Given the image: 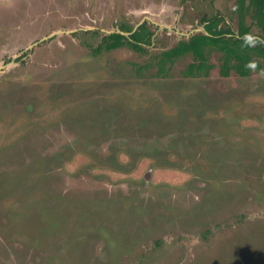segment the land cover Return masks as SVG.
<instances>
[{
    "label": "rangeland",
    "instance_id": "1",
    "mask_svg": "<svg viewBox=\"0 0 264 264\" xmlns=\"http://www.w3.org/2000/svg\"><path fill=\"white\" fill-rule=\"evenodd\" d=\"M236 1L0 0V264H264L263 59L161 69L215 15L237 35Z\"/></svg>",
    "mask_w": 264,
    "mask_h": 264
},
{
    "label": "trees",
    "instance_id": "2",
    "mask_svg": "<svg viewBox=\"0 0 264 264\" xmlns=\"http://www.w3.org/2000/svg\"><path fill=\"white\" fill-rule=\"evenodd\" d=\"M236 9L239 16L238 34H234L231 28L221 27V16L215 15L203 22L205 31L192 34L187 40H181L172 48L164 51L161 58V69L165 61L173 63L175 59L186 54H192L194 62L188 67L190 74H196L201 70L211 67L209 64V53L216 49L223 53L224 61L222 72L225 76L229 75L232 68V59L237 64L234 69L242 76H247L250 70L246 69L247 62L254 59V55L261 57L264 61V46L256 48L242 47V37L251 32V28L246 25L245 19L249 13L254 14L256 23L260 28L259 36L264 38V0H237ZM121 30L131 31L130 28L121 27ZM146 23L141 24L131 35L125 36L119 32H113L103 36L102 43L98 49L111 50L124 44L132 46L134 49L143 50V44H151L153 36ZM264 68V64H263Z\"/></svg>",
    "mask_w": 264,
    "mask_h": 264
},
{
    "label": "clouds",
    "instance_id": "3",
    "mask_svg": "<svg viewBox=\"0 0 264 264\" xmlns=\"http://www.w3.org/2000/svg\"><path fill=\"white\" fill-rule=\"evenodd\" d=\"M242 39V47L245 48H256L258 46H264V38H261L259 35H254L249 32L244 34ZM260 61L257 59H253L246 63V69L252 71L253 73H257V69L259 67ZM257 75L261 78H264V69H261Z\"/></svg>",
    "mask_w": 264,
    "mask_h": 264
},
{
    "label": "water",
    "instance_id": "4",
    "mask_svg": "<svg viewBox=\"0 0 264 264\" xmlns=\"http://www.w3.org/2000/svg\"><path fill=\"white\" fill-rule=\"evenodd\" d=\"M143 22H144V20H143L141 23H139V24L134 28V30H132V31L125 32V31H122V30H118V31H107V32H109V33L119 32V33H121V34H123V35H125V36H130L131 34H133V33L138 29V27H139ZM91 29H92V28H91ZM197 30H198L199 32H201L202 30L205 31L204 28H198ZM75 31H76V30H71V31L57 30V31L51 33L50 35H48V36L42 38L40 41L34 43L33 45H31L30 48H32L34 45H36V44L39 43V42H43V41H45V40H47V39H49V38H52V37L55 36L56 34H59V33H73V32H75ZM4 66H5V65H4ZM4 66L0 67V71L2 70V68H3Z\"/></svg>",
    "mask_w": 264,
    "mask_h": 264
},
{
    "label": "flooded vegetation",
    "instance_id": "5",
    "mask_svg": "<svg viewBox=\"0 0 264 264\" xmlns=\"http://www.w3.org/2000/svg\"><path fill=\"white\" fill-rule=\"evenodd\" d=\"M131 35H132V34H131ZM131 35H130V36H131ZM40 40H41V39H40ZM40 40H38V41H40ZM38 41H37V42H38ZM35 43H36V42H35ZM39 43H40V42H39ZM33 44H34V43H33ZM33 44H32V45H33ZM37 44H38V43H37ZM37 44H36V45H37ZM34 46H35V45H34ZM34 46H33V47H34ZM33 47H32V48H33ZM30 49H31V48H30ZM12 62H13V61H12ZM12 62H10V63H12ZM14 63H15V62H14Z\"/></svg>",
    "mask_w": 264,
    "mask_h": 264
}]
</instances>
